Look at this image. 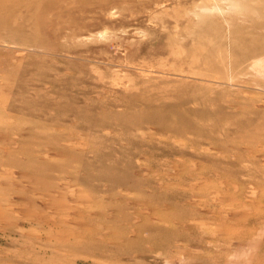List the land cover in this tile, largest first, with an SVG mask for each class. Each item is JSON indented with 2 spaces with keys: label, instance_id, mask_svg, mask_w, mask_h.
Instances as JSON below:
<instances>
[{
  "label": "rangeland",
  "instance_id": "obj_1",
  "mask_svg": "<svg viewBox=\"0 0 264 264\" xmlns=\"http://www.w3.org/2000/svg\"><path fill=\"white\" fill-rule=\"evenodd\" d=\"M0 264H264V0H0Z\"/></svg>",
  "mask_w": 264,
  "mask_h": 264
}]
</instances>
